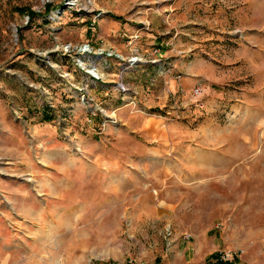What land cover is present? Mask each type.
I'll list each match as a JSON object with an SVG mask.
<instances>
[{
  "label": "rangeland",
  "instance_id": "374dc122",
  "mask_svg": "<svg viewBox=\"0 0 264 264\" xmlns=\"http://www.w3.org/2000/svg\"><path fill=\"white\" fill-rule=\"evenodd\" d=\"M215 254L264 264V0H0V264Z\"/></svg>",
  "mask_w": 264,
  "mask_h": 264
},
{
  "label": "built area",
  "instance_id": "2783aa9c",
  "mask_svg": "<svg viewBox=\"0 0 264 264\" xmlns=\"http://www.w3.org/2000/svg\"><path fill=\"white\" fill-rule=\"evenodd\" d=\"M100 52H102V51H100ZM101 54V53H100ZM106 55V56H112V57H116V58H122V55H120V53H117V52H115V51H113V50H110V51H106V52H102V54L101 55ZM139 58H141V57H138V56H136V55H132V56H130L129 58H128V61H135V60H137V59H139ZM197 91H199L198 90V88L196 89Z\"/></svg>",
  "mask_w": 264,
  "mask_h": 264
},
{
  "label": "trees",
  "instance_id": "16d2710c",
  "mask_svg": "<svg viewBox=\"0 0 264 264\" xmlns=\"http://www.w3.org/2000/svg\"><path fill=\"white\" fill-rule=\"evenodd\" d=\"M47 118H49V116H47ZM212 257L216 258V262L218 264H222V263H224V264H232V261H223L222 259H219L217 254L213 255Z\"/></svg>",
  "mask_w": 264,
  "mask_h": 264
},
{
  "label": "bare ground",
  "instance_id": "6f19581e",
  "mask_svg": "<svg viewBox=\"0 0 264 264\" xmlns=\"http://www.w3.org/2000/svg\"><path fill=\"white\" fill-rule=\"evenodd\" d=\"M96 58H97V57H96ZM96 58H95V59H96Z\"/></svg>",
  "mask_w": 264,
  "mask_h": 264
}]
</instances>
